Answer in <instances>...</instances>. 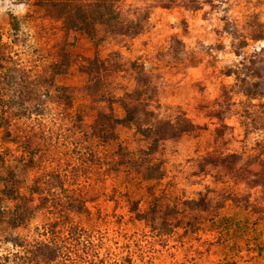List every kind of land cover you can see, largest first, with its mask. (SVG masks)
Segmentation results:
<instances>
[{
  "label": "rangeland",
  "instance_id": "obj_1",
  "mask_svg": "<svg viewBox=\"0 0 264 264\" xmlns=\"http://www.w3.org/2000/svg\"><path fill=\"white\" fill-rule=\"evenodd\" d=\"M118 6L139 33L91 39L37 0H0V264L15 253V264H264V0ZM96 54L106 98L140 77L156 115L193 122L154 155L163 178L131 166L146 147L135 127L118 125L116 140L95 134L111 104L100 85L88 94L81 72ZM6 185L31 200L22 225L9 222L22 205ZM154 203L177 205L155 220L171 230L141 218Z\"/></svg>",
  "mask_w": 264,
  "mask_h": 264
},
{
  "label": "trees",
  "instance_id": "obj_2",
  "mask_svg": "<svg viewBox=\"0 0 264 264\" xmlns=\"http://www.w3.org/2000/svg\"><path fill=\"white\" fill-rule=\"evenodd\" d=\"M119 1L120 0H37V5L51 14H57L56 16L64 21L68 30L80 32L91 39H97L100 33L106 35H133L139 33L132 23L126 22L122 17L118 6ZM70 56L71 53L65 50L60 55L61 59L64 60L63 65L68 69L71 66L69 60ZM85 60L87 64L85 63L81 66V72L88 76L86 88L89 91L88 94L92 96L93 93L90 83H93L97 87L100 83H103L104 73H106L108 68L106 67V60L101 58L98 54L93 58L87 57ZM59 73L57 72V74ZM140 80V77H136L137 84L139 85L138 87L133 88V90L124 91L121 95H112L110 98L105 97L103 93L104 85H100V94H103L104 100L109 101L111 104L108 112L101 109L98 110L94 120V130L95 134L103 140H116L118 134L115 133V128L118 125L135 127L136 133L140 136L141 141L145 142L146 147H141L139 153L131 159V166L135 168L136 172L144 180H158L165 175V169L162 167V163L154 160V155L157 153L160 144L192 131L194 125L186 116H178L175 119H171L161 118L156 115L155 111L150 108V97H143L145 89L141 87ZM144 84L150 85L149 83ZM113 103H117L124 110L123 116H120L118 112L115 111ZM105 123H109L108 128ZM10 181H13L12 177L7 180V182ZM16 187L6 185L2 189V192L9 200L11 199L22 205L19 206L17 204L11 215L12 221H9L14 226H19L25 222L27 218L26 214L33 210V207L30 203L31 200H28L20 191V187ZM193 202L194 200H186L184 204L186 208L193 210L195 209L192 206ZM22 207L24 209L23 212L25 211L26 214L20 212ZM149 209L151 217H149V215H140L142 219L150 220L149 218H151L152 225L161 230H164V224H166L168 228L170 227L168 230H171V228L175 226V224L172 223H158L155 220L157 219V214L164 213L167 215L170 214V212L177 213L176 204L162 206L158 203H154ZM30 252L33 254L32 251ZM14 256L15 258L12 260L14 264L18 259H23V257L17 253H15ZM31 256H26L27 260L25 264H31L33 262L31 261ZM50 256L52 257L46 255V258L53 259L57 255ZM8 261H10L9 258Z\"/></svg>",
  "mask_w": 264,
  "mask_h": 264
},
{
  "label": "clouds",
  "instance_id": "obj_3",
  "mask_svg": "<svg viewBox=\"0 0 264 264\" xmlns=\"http://www.w3.org/2000/svg\"><path fill=\"white\" fill-rule=\"evenodd\" d=\"M18 7H19L20 9H23L25 6H24L23 4H21V5H19ZM5 11H7V8L0 10V12H5ZM12 12H13L14 14L19 15V12H18L15 8L12 10Z\"/></svg>",
  "mask_w": 264,
  "mask_h": 264
}]
</instances>
